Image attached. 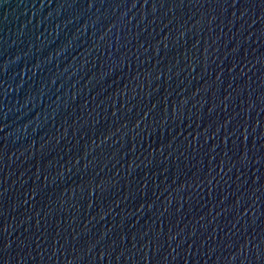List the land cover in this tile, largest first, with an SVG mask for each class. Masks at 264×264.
Masks as SVG:
<instances>
[{
	"label": "water",
	"instance_id": "water-1",
	"mask_svg": "<svg viewBox=\"0 0 264 264\" xmlns=\"http://www.w3.org/2000/svg\"><path fill=\"white\" fill-rule=\"evenodd\" d=\"M0 264H264V0H0Z\"/></svg>",
	"mask_w": 264,
	"mask_h": 264
}]
</instances>
